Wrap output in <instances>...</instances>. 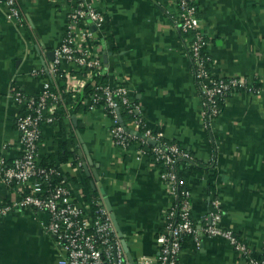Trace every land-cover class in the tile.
<instances>
[{
  "label": "crops",
  "instance_id": "0c3cea01",
  "mask_svg": "<svg viewBox=\"0 0 264 264\" xmlns=\"http://www.w3.org/2000/svg\"><path fill=\"white\" fill-rule=\"evenodd\" d=\"M17 1L21 23L8 19V7L0 0V157L12 162L21 154L16 121L23 107L14 91L41 92L46 75L33 71L51 66L68 15L86 1L105 15L102 27L91 22L87 27L105 80L126 85L139 106L142 124L137 128L133 119L125 124L163 131L202 164V170L184 178L192 191L198 244L187 237L177 264H245L228 239L203 233L214 199L222 209V226L252 252L264 254V0H196L212 75L246 78L260 88L229 93L211 124L202 117L187 54L190 37L174 24L176 0ZM65 122L73 158L59 170L75 200L85 205L101 197L124 234L119 237L127 254L134 260L149 256L156 263L157 237L164 232L171 202L159 169L138 144L128 150L114 144L112 118L103 107L70 109ZM59 130L43 126L39 161L59 153ZM21 196L20 186L0 179V204ZM49 221L47 212L21 206L0 216V264H59L62 250L47 231Z\"/></svg>",
  "mask_w": 264,
  "mask_h": 264
},
{
  "label": "built area",
  "instance_id": "2783aa9c",
  "mask_svg": "<svg viewBox=\"0 0 264 264\" xmlns=\"http://www.w3.org/2000/svg\"><path fill=\"white\" fill-rule=\"evenodd\" d=\"M3 2L8 7V19L21 23L22 15L18 1ZM176 3L174 24L181 34L190 37L187 54L191 59L192 74L201 96L202 117L206 123L211 124L220 113L221 101L229 93L241 89L255 93L260 88L246 78H222L212 75L207 55L209 40L198 16L197 1L176 0ZM86 19L100 28L105 22V15L86 1L77 4L68 15L65 33L61 44L55 49L51 66L33 71L36 75L47 74L41 92L32 96L20 89L14 91V100L23 107L16 121L21 154L11 163L0 157V179L8 185L20 186L22 196L16 202L0 204V216L6 215L13 206L47 212L50 216L47 231L56 238L62 250L59 264H131L111 212L102 198L93 197L85 205L78 204L65 180L51 188L49 184H45V180L53 173L61 174L60 170L44 168L38 162V145L42 138L43 126L53 122L52 114L57 103L64 102L63 85L80 92L86 85L94 84L95 91L88 104V111L96 110L97 105L103 102V108L112 118L110 135L116 146L128 150L137 144L138 139L148 142L145 138L129 133L121 123V110L124 108L132 115L137 128L142 124L138 115L139 106L130 99L128 87L124 84L95 83V77L103 74V63L89 45L93 32L79 25ZM64 67L67 74L74 69H80L81 73L86 74L71 73L72 76L66 82L63 79ZM137 131L156 142L152 144V161L155 166L157 162H162L165 166L164 170L159 171V175L167 185L171 202L164 216V232L157 237L160 252L156 263L145 255L134 261L135 264H177L184 237L193 234L197 239L199 232L192 216V191L179 176L178 163L182 160L192 162L196 157L177 143L166 142L163 131L154 132L150 128ZM140 152L145 153L142 148ZM213 205L215 209L210 212V221L204 227L203 233L228 239L244 258L245 264H264V260L260 261L252 256V250L238 234L222 226V209L218 199L213 200Z\"/></svg>",
  "mask_w": 264,
  "mask_h": 264
},
{
  "label": "trees",
  "instance_id": "16d2710c",
  "mask_svg": "<svg viewBox=\"0 0 264 264\" xmlns=\"http://www.w3.org/2000/svg\"><path fill=\"white\" fill-rule=\"evenodd\" d=\"M88 23L89 20H82L80 22V26L85 28L88 27ZM67 67V66H66ZM63 79L67 82L70 77L72 76V74H80V75H85L86 72H82L80 69H74L72 70V74L68 73L67 74V69L64 67V72H63ZM47 75V74H45ZM45 78H47L46 76H44ZM95 83H108L105 80V77L102 75H97L95 77ZM64 89V94H63V101L64 102H58L56 105L55 110L53 111V116H54V120L51 124H53L54 126H58L60 128L59 130V135L57 137V146L59 149V153L55 154H51L49 155L46 159H43L42 161H39V165L47 168V169H59V165L63 164V163H67L68 161H70L73 158V152L70 149V144H69V139H68V134H67V130H66V119L69 116V111L70 109H73V113H77L79 111H88V104L91 101L92 95L95 91V86L93 83L86 85L80 92L69 89L67 86L62 87ZM224 101V100H223ZM221 101V104L222 102ZM103 107V102H101L100 104L97 105V109L98 108H102ZM105 111L107 112V110L105 109ZM108 113V112H107ZM109 114V113H108ZM121 116L124 120V122L127 124L131 119H133L132 115L129 114L127 112L126 109L122 108L121 110ZM140 130H144L141 129ZM165 141L169 142V143H177L182 149L184 150H188L187 148H185L183 145H181L180 143L174 141V140H170L167 139L165 137ZM137 144L140 146V148L144 149V152L152 159L154 158V153H153V145L148 143V142H144L143 140L138 139ZM190 151V150H188ZM191 152V151H190ZM192 153V152H191ZM193 154V153H192ZM11 163V162H9ZM202 164L197 160V158L195 159V161L192 162H187L185 160L179 161L178 163V174L181 178H185L186 180L189 179L193 174L199 172L200 170H202ZM156 167L160 170H164L165 166L164 164H162V162H157ZM184 179V180H185ZM65 180V184H67V179L66 177H64L62 174H57V173H53L52 175H50V177L48 178V180H45V184H49V187H54L56 185L62 184V182ZM68 185V184H67ZM187 237H191L193 238V240L195 241L196 244H198L196 237L193 234H188L184 237L183 240V247H184V242L186 240ZM252 256L258 260H264V254L262 253H257V252H253Z\"/></svg>",
  "mask_w": 264,
  "mask_h": 264
},
{
  "label": "water",
  "instance_id": "95a60500",
  "mask_svg": "<svg viewBox=\"0 0 264 264\" xmlns=\"http://www.w3.org/2000/svg\"><path fill=\"white\" fill-rule=\"evenodd\" d=\"M93 28L95 29L96 27H93ZM51 55H53V60H54L55 52H52ZM74 119H75V116H74ZM121 123L123 124V126L125 127V129H126L129 133L135 134V135H137V136L140 137V138H145V139L148 140V142L151 143V144H155V143H156L155 140H153V139H151V138H146L142 132L137 131V130H134V129H132V128H129V127L125 124V122H124L122 116H121ZM112 217H113V220H114V224H115V226H116V229H117V231L119 232V235L124 239V234H123V232L121 231L119 225L117 224L116 220L114 219V216H112ZM124 246H125L126 249H128L125 240H124ZM126 252H127V251H126ZM128 258H129V261L131 262V264H135L134 259L131 257V255H130L129 253H128Z\"/></svg>",
  "mask_w": 264,
  "mask_h": 264
}]
</instances>
